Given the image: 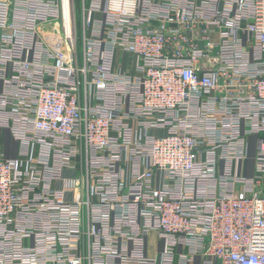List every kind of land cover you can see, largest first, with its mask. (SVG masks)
<instances>
[{
  "label": "built area",
  "instance_id": "obj_1",
  "mask_svg": "<svg viewBox=\"0 0 264 264\" xmlns=\"http://www.w3.org/2000/svg\"><path fill=\"white\" fill-rule=\"evenodd\" d=\"M0 264H264V0H0Z\"/></svg>",
  "mask_w": 264,
  "mask_h": 264
},
{
  "label": "rangeland",
  "instance_id": "obj_2",
  "mask_svg": "<svg viewBox=\"0 0 264 264\" xmlns=\"http://www.w3.org/2000/svg\"><path fill=\"white\" fill-rule=\"evenodd\" d=\"M54 25H57V24H55L54 22H51V23L47 24V26L50 27V28H51V26H54ZM58 26L60 27L59 34L62 35V24H61V22H59ZM79 31H80V28L77 27V37H76L75 41H76V48H77L78 52L80 50ZM252 153H253V151L251 149L250 150V157L252 156ZM246 164H247L248 167L250 166V164H251V158H249V160L247 161Z\"/></svg>",
  "mask_w": 264,
  "mask_h": 264
},
{
  "label": "crops",
  "instance_id": "obj_3",
  "mask_svg": "<svg viewBox=\"0 0 264 264\" xmlns=\"http://www.w3.org/2000/svg\"><path fill=\"white\" fill-rule=\"evenodd\" d=\"M6 143L11 145V140L7 134H6Z\"/></svg>",
  "mask_w": 264,
  "mask_h": 264
},
{
  "label": "bare ground",
  "instance_id": "obj_4",
  "mask_svg": "<svg viewBox=\"0 0 264 264\" xmlns=\"http://www.w3.org/2000/svg\"><path fill=\"white\" fill-rule=\"evenodd\" d=\"M67 3V2H66ZM68 8H69V4L67 3L66 4V11H65V13L67 14V10H68Z\"/></svg>",
  "mask_w": 264,
  "mask_h": 264
}]
</instances>
